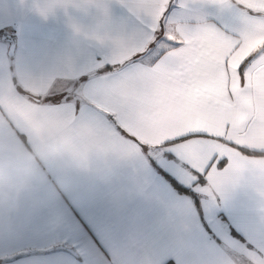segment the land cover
Returning <instances> with one entry per match:
<instances>
[{
  "label": "crops",
  "instance_id": "crops-1",
  "mask_svg": "<svg viewBox=\"0 0 264 264\" xmlns=\"http://www.w3.org/2000/svg\"><path fill=\"white\" fill-rule=\"evenodd\" d=\"M104 3L110 21L98 14ZM132 22L119 0H0V264H192L193 240L209 253L224 246L202 208L173 219L187 193L101 114L113 109L100 81L76 82L106 51L94 33ZM61 92L72 100L46 99ZM258 200L244 180L216 211L240 244Z\"/></svg>",
  "mask_w": 264,
  "mask_h": 264
},
{
  "label": "snow or ice",
  "instance_id": "snow-or-ice-1",
  "mask_svg": "<svg viewBox=\"0 0 264 264\" xmlns=\"http://www.w3.org/2000/svg\"><path fill=\"white\" fill-rule=\"evenodd\" d=\"M119 2L133 22L116 36L94 33L106 51L85 64L76 82L94 75L113 109L101 114L187 193L171 207L173 219L185 224L189 212L200 216L202 208L204 226L222 236L224 246L210 253L193 240L192 264H264V0ZM97 8L110 21L108 5ZM209 8L234 11L235 20H213ZM83 75L89 79L81 81ZM46 99L72 100L64 92ZM244 180L259 200L251 238L240 244L216 211Z\"/></svg>",
  "mask_w": 264,
  "mask_h": 264
},
{
  "label": "water",
  "instance_id": "water-1",
  "mask_svg": "<svg viewBox=\"0 0 264 264\" xmlns=\"http://www.w3.org/2000/svg\"><path fill=\"white\" fill-rule=\"evenodd\" d=\"M9 41H10L9 54L13 55L14 49H15V41H14V39L12 37L9 38Z\"/></svg>",
  "mask_w": 264,
  "mask_h": 264
},
{
  "label": "rangeland",
  "instance_id": "rangeland-1",
  "mask_svg": "<svg viewBox=\"0 0 264 264\" xmlns=\"http://www.w3.org/2000/svg\"><path fill=\"white\" fill-rule=\"evenodd\" d=\"M8 53H9V50H8Z\"/></svg>",
  "mask_w": 264,
  "mask_h": 264
}]
</instances>
